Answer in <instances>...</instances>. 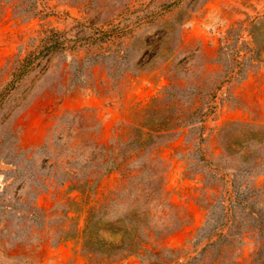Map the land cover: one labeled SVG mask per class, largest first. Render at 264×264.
<instances>
[{"label":"rangeland","instance_id":"374dc122","mask_svg":"<svg viewBox=\"0 0 264 264\" xmlns=\"http://www.w3.org/2000/svg\"><path fill=\"white\" fill-rule=\"evenodd\" d=\"M0 264H264V0H0Z\"/></svg>","mask_w":264,"mask_h":264}]
</instances>
